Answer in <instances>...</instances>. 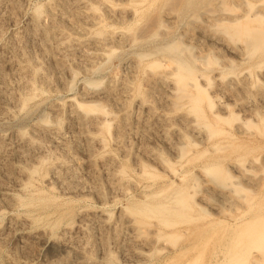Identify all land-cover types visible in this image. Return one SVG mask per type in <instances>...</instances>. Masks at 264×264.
Segmentation results:
<instances>
[{"label":"rangeland","instance_id":"obj_1","mask_svg":"<svg viewBox=\"0 0 264 264\" xmlns=\"http://www.w3.org/2000/svg\"><path fill=\"white\" fill-rule=\"evenodd\" d=\"M61 1L0 0V264H264V0Z\"/></svg>","mask_w":264,"mask_h":264},{"label":"bare ground","instance_id":"obj_2","mask_svg":"<svg viewBox=\"0 0 264 264\" xmlns=\"http://www.w3.org/2000/svg\"><path fill=\"white\" fill-rule=\"evenodd\" d=\"M62 1L64 3H67L66 0H62ZM62 1H61V3L63 4ZM48 13H49L48 17L51 20V22L53 23V27L56 30L53 31L49 27H45V26L43 27V25H41L42 26L41 31H42V34H43L42 35L43 39L44 40L51 39V38H54L58 34V35H60V37H62L58 41V44L60 45L61 48L69 49L72 46H74V44H78L79 41H74V42L73 41H65L64 38L66 36V33H65V31L62 28H60V25H59V22H58L60 20H58V21L56 20V17L54 16L52 10H50ZM31 21H32L33 26L36 27V28H37V26L40 27L41 22H43V21H41V17L39 15H34ZM32 28H30V32L32 30H36L35 28H33V29ZM241 32L247 35V38H248V40H249V42L251 44L252 50H256L259 47V45L261 44V42L264 41V30H262V29H249V28H246V30L242 29ZM104 40H105V38H101L97 42L102 44ZM19 68H20L21 71L24 70L23 72L25 74L27 73V72H25L27 67H19ZM175 72H176L175 74L177 76V82H175V84H174V89L179 93V95L181 97L182 96H188L190 98V100H191L193 111L195 113H197L198 115H200L199 101L201 99L206 98L207 96L204 93V90L194 81L195 78H194L193 71L189 67H177ZM188 79H193L194 82H192L191 85L197 90V92H198L197 95H192V94H190L188 92V90H187V85H188L187 80ZM78 106H80L85 111V114H83L82 116L78 115V122L84 128L88 127L87 129L85 128V130H86V131L84 130L85 132H82V133H86L84 136L87 138L88 145L90 146V144H91V147H93L92 143L93 144L94 143L103 144L104 139H103L102 136L99 135L100 134L99 132L102 131V130H109V128H110V123L107 121L106 115H101L100 116V115H98L96 113H91V112L94 111V107H95L94 105L79 104ZM92 114H95V115H92ZM123 122L121 120V123H123ZM81 126H79V127H81ZM52 129H54V128H52ZM52 133L55 134V132H52ZM34 143L35 142L33 140H31V139L27 140L26 139V145L27 146H32ZM64 149H65V147H64ZM117 178H118L117 180H119V182H120L123 177H117ZM244 219L245 218H241L240 221H242Z\"/></svg>","mask_w":264,"mask_h":264}]
</instances>
